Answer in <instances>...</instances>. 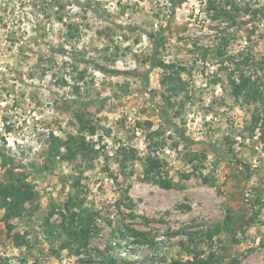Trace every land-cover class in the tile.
Here are the masks:
<instances>
[{
  "label": "rangeland",
  "instance_id": "rangeland-1",
  "mask_svg": "<svg viewBox=\"0 0 264 264\" xmlns=\"http://www.w3.org/2000/svg\"><path fill=\"white\" fill-rule=\"evenodd\" d=\"M10 178L0 264H264V0H0Z\"/></svg>",
  "mask_w": 264,
  "mask_h": 264
},
{
  "label": "trees",
  "instance_id": "trees-1",
  "mask_svg": "<svg viewBox=\"0 0 264 264\" xmlns=\"http://www.w3.org/2000/svg\"><path fill=\"white\" fill-rule=\"evenodd\" d=\"M152 65H157V61L155 59L152 60ZM249 85H250L249 81H244L241 84H239L237 87L243 89L244 87H249ZM245 91H246V96H249L251 98V101L257 100L256 98V93L258 92L257 88H255L254 90L248 88ZM92 131L93 129L91 130V132ZM155 173L159 175L158 180H156L159 186L166 189L172 187V183L166 179H163V177L160 175L161 172L159 170H157ZM202 182L208 183V179L204 177L202 178ZM26 189H27L26 186H22V185L20 187L16 186L12 181V178H10L9 184L0 187V207L5 209V212L8 214V216H14L18 214L22 204L26 201H29L32 198V193L28 192V190Z\"/></svg>",
  "mask_w": 264,
  "mask_h": 264
}]
</instances>
